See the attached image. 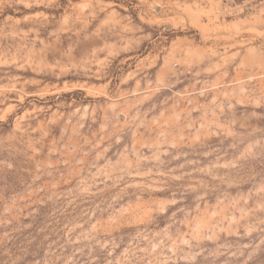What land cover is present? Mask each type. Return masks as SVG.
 <instances>
[{
	"label": "rangeland",
	"instance_id": "374dc122",
	"mask_svg": "<svg viewBox=\"0 0 264 264\" xmlns=\"http://www.w3.org/2000/svg\"><path fill=\"white\" fill-rule=\"evenodd\" d=\"M0 264H264V0H0Z\"/></svg>",
	"mask_w": 264,
	"mask_h": 264
}]
</instances>
